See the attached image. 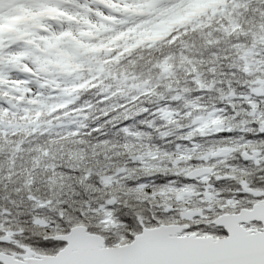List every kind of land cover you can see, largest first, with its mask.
<instances>
[{
    "label": "trees",
    "instance_id": "obj_1",
    "mask_svg": "<svg viewBox=\"0 0 264 264\" xmlns=\"http://www.w3.org/2000/svg\"><path fill=\"white\" fill-rule=\"evenodd\" d=\"M197 1L194 6L179 10L184 21L167 35L155 33L158 25L143 28L142 22L137 24V32L102 26L94 33L93 40L97 42L93 43L92 36L87 39L86 51L82 49L80 55L94 59L97 76L106 71L105 64L119 65L135 49H152L155 42L170 34L168 43L178 48L175 56L157 48V54L164 55L156 62L158 76L153 77L147 67L143 68L146 79L137 78V73L124 75L128 91L117 88V93L135 94L123 103L113 102L99 113L104 117L115 113L109 121L115 125L112 133L123 121L126 127L121 131L135 137L132 147L138 150L140 175L135 174L137 169H124L125 178L135 180L136 186L125 188L118 184L117 195L111 199L98 197L96 203L89 202V207L66 198L53 201L49 195L56 185L61 197L68 191L63 185L64 173L59 171L65 151L62 138L67 139L61 129L74 124L89 105L63 111L72 101L50 103L56 93H45L38 85L28 84L31 73L20 72L19 63L31 64L39 78L51 69L35 67L32 60L25 58L10 62L21 55L0 51V64L5 59L8 62L0 65V244L7 238V243L24 249L20 259L55 254L64 244L51 237L65 234L75 226H84L102 236L107 247L129 243L142 229L161 224H186L189 227L185 234L218 235L222 231L211 224L214 217L264 198V86H260L261 92L253 93L251 89L257 81L248 79L255 65H264V0ZM110 3L113 8L123 5L118 7L122 16L146 13L142 5L147 0H136L138 15L131 1ZM154 35L157 38L153 40ZM130 38L134 43L127 42ZM114 49L116 54L109 55ZM41 57L46 58L42 54ZM138 59L150 65L153 55L144 53ZM172 60L178 62L174 64ZM76 67L82 68L84 63ZM93 70L88 67L89 72ZM110 74L115 78L114 72ZM97 83L85 81L72 91L96 87ZM6 101L16 108L10 109ZM68 116L74 119L66 120ZM98 132L99 128L91 135ZM71 135L78 136L79 130H73ZM222 147L229 152L222 157L213 156ZM254 150L258 152L256 160L241 159L242 151ZM104 161L105 164L92 161L97 172L121 163L110 155ZM201 166L214 167L209 179H186L187 171ZM216 175L229 177L218 180ZM141 176L146 182L141 181ZM80 182L86 191L94 193L83 179ZM252 190L261 194L251 196ZM52 213L60 217L54 225ZM22 239H31V243L26 245ZM0 251L5 252L2 247Z\"/></svg>",
    "mask_w": 264,
    "mask_h": 264
},
{
    "label": "clouds",
    "instance_id": "obj_2",
    "mask_svg": "<svg viewBox=\"0 0 264 264\" xmlns=\"http://www.w3.org/2000/svg\"><path fill=\"white\" fill-rule=\"evenodd\" d=\"M175 0H159V2L151 5L152 12L147 15L135 16L129 19L128 23L115 25V28L120 30H127L130 27H135L137 24H142L144 21H152V23L142 24L143 28H151L154 24L164 19L161 15L164 9L173 7ZM117 7H123L122 4H117ZM105 11H107L105 9ZM117 16H121L120 13H115ZM95 19V17H93ZM138 31L140 29H137ZM105 36L109 34L105 33ZM131 37V33L129 34ZM170 34L168 37L163 38L162 41L155 42L152 49L137 48L135 49L131 56H125L119 65H109L105 64V72L100 73L99 76L96 75L95 68L98 66L95 63L89 61L87 55H80L72 59V65L77 63H84V67L75 69L71 73L58 71L55 65L49 64L47 67L51 69L49 72L41 73L40 78L49 79L52 81H58L55 89H52L49 85L42 89L45 93L49 91H54L56 93L55 98L50 103H65L67 101H72L68 104L67 108L63 111L68 112L72 109H82L85 104L89 105V108L82 112L79 118H76V122L67 128H62L61 132L65 133L67 139H63V144L65 146L64 157L62 165L59 167V171L64 173L63 185L67 188V192H64L63 197H61V189L59 185L51 188L49 195L53 201L61 198H66L73 203H81L85 207H89L90 203H96V198H109L117 195L118 184L127 187H135L136 181L125 178L124 169L131 172L133 169H137L136 175H140L139 168V155L138 150H133L132 140L135 137L131 136L129 133L121 131L122 127H126L124 122H121V126L117 127V132L112 133L111 129L115 125H110L109 121L115 115L113 112H109L107 117L99 115V113L105 109L109 108L113 102L123 103L131 99V95L135 94V91L129 92L127 95L124 92L117 93V88H124L127 92V87L124 83L123 76H132L133 73H137V78L146 79L148 78L143 71V68L147 67L148 71L153 77L159 75V68L156 66L157 59H163L164 55L157 54V48L163 54L171 53L175 56L178 48L168 43L171 39ZM97 41L93 40V43ZM129 44L134 43L133 39L127 41ZM120 43H123L121 41ZM151 43V42H146ZM117 50H113L109 55H115ZM144 53H151L153 55V60L149 65L146 61H141L138 56H143ZM50 59H56V57H50ZM99 59H104V54L99 55ZM135 62V63H134ZM171 63H177V60L170 61ZM32 67V65H29ZM92 66L93 71L89 72L88 67ZM256 68L261 70L257 71ZM123 70V71H121ZM115 73V78L110 73ZM95 77V80L91 78ZM249 81H259V85H254L251 89L253 93L260 90V86L264 85V65H255L253 68V74L248 77ZM85 81L91 83H97L96 87H83L77 88L75 91L72 89L77 86L84 84ZM134 81H129L132 83ZM115 94V95H112ZM109 97L108 99H105ZM191 98V97H189ZM66 120L74 119L73 116L65 117ZM99 128V132L96 135H91L92 131ZM79 130L78 136H72L73 130ZM132 129H129L131 132ZM127 143V147H125ZM110 155L113 158H118L121 163H118L116 167H107L106 171L97 172V166L92 163L94 160H99L101 164H105L104 157ZM119 169V172L117 171ZM87 173V176L85 175ZM83 179L84 183L89 185L92 191H86L81 184ZM141 181L146 182L141 176ZM146 191H150L146 189ZM68 192L71 195H68ZM103 194V197H101ZM87 196L88 199L85 200L84 197ZM67 212V208H64ZM71 214V213H69ZM51 223L54 225L59 222L60 217L56 213L51 214ZM0 244L6 253H15L18 258L24 254V249L17 248L13 244L6 242ZM13 239H21L20 237H13ZM22 243L28 245L31 243V239H22Z\"/></svg>",
    "mask_w": 264,
    "mask_h": 264
},
{
    "label": "water",
    "instance_id": "obj_3",
    "mask_svg": "<svg viewBox=\"0 0 264 264\" xmlns=\"http://www.w3.org/2000/svg\"><path fill=\"white\" fill-rule=\"evenodd\" d=\"M59 25V21H54ZM222 150L220 153H224ZM256 152L242 157L251 160ZM197 168L187 173L194 179L210 173ZM258 222L260 230L246 229L242 224ZM213 225L221 227L225 236L180 235L187 226L160 225L144 228L130 243L105 247L104 239L76 226L52 239L65 243L54 255L25 258L22 264H264V201L250 209L216 217Z\"/></svg>",
    "mask_w": 264,
    "mask_h": 264
},
{
    "label": "rangeland",
    "instance_id": "obj_4",
    "mask_svg": "<svg viewBox=\"0 0 264 264\" xmlns=\"http://www.w3.org/2000/svg\"><path fill=\"white\" fill-rule=\"evenodd\" d=\"M128 1L134 4L132 6L133 10H139L136 0ZM196 1L175 0L173 7L162 11L161 15L164 16V19L157 21L154 26L174 22L176 16L180 14L179 10L194 6L198 2ZM157 2L159 0H147V3L142 5V11H146L144 15L152 12L151 5ZM112 6L113 4L110 3V0H60V2L59 0H0V51L4 52L1 54L14 55L15 53H19L21 56L15 58L14 61L10 60V62H17L25 58L32 60L37 65L35 67H47V65L52 64L60 69H57L58 71L71 73L77 69L76 66H79V63L72 65V59L80 56L82 49L86 51L85 43L87 39L91 36L90 39H94V33H97L98 29L101 28L103 21L106 22V25L115 27L114 24L128 23L129 19L134 17L130 15L133 12H130L129 15L126 14L125 16L121 15L118 17L115 13L121 14V8H113ZM106 8L113 11L110 17H106V15L109 16L106 13H109V11H105ZM101 10L104 11L105 17L103 16V19H98L96 12ZM44 16H51V18L59 20L60 28L51 21H49L50 23L45 21L43 19ZM115 19H117V22H115ZM147 23H152V21L143 22V24ZM137 29L136 25L127 30L137 32ZM17 30L21 33L16 34ZM48 35H51V38H47ZM55 45H57V48ZM53 52H57L58 55ZM41 54L45 55L46 58H42ZM53 56L56 59H50ZM93 60L89 56L91 63ZM38 62H40V65L36 64ZM6 64L8 62L5 59V63H1L0 65ZM19 64L20 72L31 73L32 77L28 81L33 86L38 85L39 88L44 89L50 85L52 89H55L58 81L49 79L40 80L38 73L33 70V67H30L25 62H20ZM5 71L7 72L8 70ZM49 71L47 70V72ZM256 83L259 85L260 82L257 81Z\"/></svg>",
    "mask_w": 264,
    "mask_h": 264
},
{
    "label": "flooded vegetation",
    "instance_id": "obj_5",
    "mask_svg": "<svg viewBox=\"0 0 264 264\" xmlns=\"http://www.w3.org/2000/svg\"><path fill=\"white\" fill-rule=\"evenodd\" d=\"M221 176L220 175H218V178H220ZM224 177V176H223ZM251 192V193H250ZM249 193H250V195L251 196H255V197H257V196H259L260 194H261V192H259L258 193V191L256 190V191H254V190H252V191H249ZM262 199H264V198H262ZM256 201V200H255ZM254 202V201H253ZM253 202H251V203H253ZM251 203L248 205V206H246V207H242V208H248V207H251ZM239 210V209H238ZM237 210V211H238ZM237 211H229V212H226V213H235V212H237ZM223 214H225V213H223ZM245 228H249V229H256V230H260V228H261V225H260V223H258V222H255V221H252V222H249V223H247V224H242ZM225 234H219V235H214V236H217V237H223Z\"/></svg>",
    "mask_w": 264,
    "mask_h": 264
},
{
    "label": "snow or ice",
    "instance_id": "obj_6",
    "mask_svg": "<svg viewBox=\"0 0 264 264\" xmlns=\"http://www.w3.org/2000/svg\"><path fill=\"white\" fill-rule=\"evenodd\" d=\"M0 264H22V261L15 253L9 255L5 252H0Z\"/></svg>",
    "mask_w": 264,
    "mask_h": 264
},
{
    "label": "bare ground",
    "instance_id": "obj_7",
    "mask_svg": "<svg viewBox=\"0 0 264 264\" xmlns=\"http://www.w3.org/2000/svg\"><path fill=\"white\" fill-rule=\"evenodd\" d=\"M174 225L182 226V225H186V224H174ZM216 238H220V237H216Z\"/></svg>",
    "mask_w": 264,
    "mask_h": 264
}]
</instances>
